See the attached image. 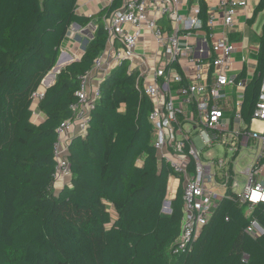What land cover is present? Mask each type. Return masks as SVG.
I'll return each mask as SVG.
<instances>
[{
    "label": "trees",
    "instance_id": "1",
    "mask_svg": "<svg viewBox=\"0 0 264 264\" xmlns=\"http://www.w3.org/2000/svg\"><path fill=\"white\" fill-rule=\"evenodd\" d=\"M122 2L100 13L83 56L35 102L72 26L87 28L95 17L77 12L79 0H0V264H264V234L247 233L250 220L230 198L190 248L174 253L183 188L165 213L173 169L154 147L153 104L127 62L101 83L86 134L69 144L71 183L54 191L57 129L73 116L82 77L107 47L103 17ZM259 58L263 70L264 30ZM253 217L264 226V205Z\"/></svg>",
    "mask_w": 264,
    "mask_h": 264
},
{
    "label": "built area",
    "instance_id": "2",
    "mask_svg": "<svg viewBox=\"0 0 264 264\" xmlns=\"http://www.w3.org/2000/svg\"><path fill=\"white\" fill-rule=\"evenodd\" d=\"M114 1L108 0L107 6ZM248 6L249 0H123L104 17L109 68L127 62L129 72H137V86L153 104L149 119L154 147L183 183L184 217L173 246L176 254L199 238L224 198L244 206L250 220L247 233L264 234V226L253 217L256 208L264 205V74L251 118L252 123L262 122V129L251 124L231 130L221 106V101H228L229 87L247 84L230 73L236 47L229 32L240 8ZM218 19L222 31L217 36ZM206 27L209 34H203ZM208 38H212L210 58L202 59L197 41L208 42ZM103 67V57L98 56L92 72ZM91 75L89 71L82 77L78 102L71 106L73 116L57 129L56 184L70 175L68 152L62 148L65 132L78 126L74 136L85 135L100 99V88H89ZM43 97L42 89L33 95L35 102ZM235 118L243 123L241 112ZM217 146L225 153L209 154ZM242 148L253 150V155L247 166L238 168L236 158Z\"/></svg>",
    "mask_w": 264,
    "mask_h": 264
},
{
    "label": "crops",
    "instance_id": "3",
    "mask_svg": "<svg viewBox=\"0 0 264 264\" xmlns=\"http://www.w3.org/2000/svg\"><path fill=\"white\" fill-rule=\"evenodd\" d=\"M262 0H249L248 8H240L236 18H235V25L230 30L229 36L231 41L235 44L236 50L233 56L232 61V68L230 73L236 75L239 79H243L247 81V84L243 88H239L237 86L229 87L228 88V101L223 100L221 101V106L225 108L226 112V122L228 120V126L231 130L235 128H244V126H254L255 128L262 129L263 123L260 121H254L252 123V111L258 99V94L260 91V85L262 81V77L264 74V69L261 70L260 68V51H261V40L264 30V7L261 8ZM108 0H79V6L77 12L81 15L95 17L94 21L89 24L87 28H81L80 25L74 24L73 26H77L78 28L82 29V33H85L88 37L87 42L89 39L93 38V34L97 27V18L100 13L107 7ZM105 17V16H104ZM103 17V20H104ZM220 19V14L217 15ZM218 19L217 22V36L220 35L222 31V24L221 20ZM105 21V20H104ZM106 24V22H105ZM72 26V27H73ZM81 31V30H80ZM209 28H205L203 34H209ZM78 37V40L82 38L77 34H72L71 30L61 46V53L59 56L60 62L59 67L60 69H64L69 64L74 61L79 60L84 52V48L80 47L79 41H73V37ZM198 43V56L202 59H209L211 53V46H212V38H208V42L197 41ZM87 44V43H86ZM103 57L104 67L103 69H98L92 72L93 68L91 69V79L89 80V88L92 91L100 88L101 83L104 79L110 75L112 70L109 68V45L107 42V47L105 50L100 54ZM99 56V57H100ZM58 59V60H59ZM74 60V61H73ZM94 66V65H93ZM52 72V71H51ZM61 72V71H60ZM56 73V77L52 80L49 78L47 81L51 83L52 86L56 82L57 75L60 73ZM50 73V72H49ZM41 89L45 91L47 89L46 83H42ZM241 112L242 114V122L237 121L235 118V113ZM249 117V119H248ZM34 120L40 122L44 120V114L39 110L38 106H34ZM79 133L78 126L76 128H69L65 132L62 140V148L64 151H69V144L74 135ZM255 145H258L254 142ZM243 152V153H242ZM225 153V150L221 148V146H217L214 150L210 151L209 154L211 155H219L222 156ZM208 153L206 155H209ZM245 155H253V150L249 148H242L237 153L236 162L239 165V158ZM143 160H139V163H142ZM250 163V162H249ZM248 163V164H249ZM247 164V165H248ZM246 165V166H247ZM72 177L70 175H66L64 177V183L58 182L57 184H53V189L56 193H58L64 186L71 183ZM181 179L179 176H175L173 173L170 175L169 184H168V193L167 199L173 200L176 197V194L180 187L183 188V183H181ZM219 193H222V189H218ZM114 207V205H110ZM164 208V207H163ZM244 210V206H243ZM164 211V209H163ZM116 212V209H115ZM112 213V212H111ZM245 214V210H244ZM113 215V214H112ZM114 217L117 216V212ZM246 216V214H245Z\"/></svg>",
    "mask_w": 264,
    "mask_h": 264
},
{
    "label": "rangeland",
    "instance_id": "4",
    "mask_svg": "<svg viewBox=\"0 0 264 264\" xmlns=\"http://www.w3.org/2000/svg\"><path fill=\"white\" fill-rule=\"evenodd\" d=\"M264 17V15H262V17L261 18H263ZM81 30V31H80ZM71 33L73 34H77V35H79V36H82V38L80 39V40H78V37L76 38V36L75 37H73L72 39H73V41H79V44H80V47H82V48H84V46H86V43H87V39H88V37H87V35L85 34V33H82V29H80V28H78L77 26H73L72 28H71ZM76 41V42H77ZM78 43V42H77ZM243 153V152H242ZM249 162H251V157H250V155L248 156V155H245V156H241L240 158H239V165H240V167H244V166H246ZM110 210H111V212H112V214L113 215H115V209L113 208V207H111L110 206ZM164 212L165 213H168V208H167V206L164 208Z\"/></svg>",
    "mask_w": 264,
    "mask_h": 264
},
{
    "label": "water",
    "instance_id": "5",
    "mask_svg": "<svg viewBox=\"0 0 264 264\" xmlns=\"http://www.w3.org/2000/svg\"><path fill=\"white\" fill-rule=\"evenodd\" d=\"M74 61V60H73ZM59 62H60V59L58 60L56 66L52 69V72L48 73V75L44 78L43 80V83L45 84L46 83V86L47 88L50 87L51 83H49L47 80L49 78H52V80L56 77V73L60 72L61 69L59 67ZM167 206L168 208V213L171 212V200L169 199H166L165 202H164V208ZM163 208V209H164Z\"/></svg>",
    "mask_w": 264,
    "mask_h": 264
}]
</instances>
